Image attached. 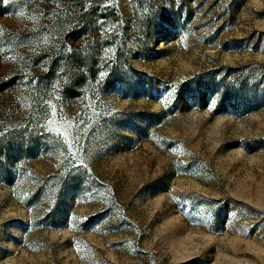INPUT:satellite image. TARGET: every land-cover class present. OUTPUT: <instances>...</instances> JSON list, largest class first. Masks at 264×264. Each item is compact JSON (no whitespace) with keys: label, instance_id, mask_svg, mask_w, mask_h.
I'll return each mask as SVG.
<instances>
[{"label":"rangeland","instance_id":"374dc122","mask_svg":"<svg viewBox=\"0 0 264 264\" xmlns=\"http://www.w3.org/2000/svg\"><path fill=\"white\" fill-rule=\"evenodd\" d=\"M0 40V264H264V0H0Z\"/></svg>","mask_w":264,"mask_h":264},{"label":"snow or ice","instance_id":"6c2138e0","mask_svg":"<svg viewBox=\"0 0 264 264\" xmlns=\"http://www.w3.org/2000/svg\"><path fill=\"white\" fill-rule=\"evenodd\" d=\"M52 2H55V0H52ZM71 10V9H69ZM147 10V9H145ZM51 35V30L47 31L44 33L45 38L49 37ZM13 39H18V38H13ZM23 44V41H21V46ZM5 46V42L3 40H0V48ZM53 87H56V85L54 84ZM50 107V111H48L49 106ZM39 107L42 109H45L46 111L44 112L45 116H54L57 113V108L54 104H51V101H45L43 99V97H41V101L39 104ZM91 107L95 108V105H91ZM61 113H62V109H61ZM106 114H110V113H106ZM86 115V113L84 114H78V117L74 120V121H70L68 122V130L71 131L73 124H75L76 126V132L73 135V144H70L68 146V148L66 149V154L64 152L61 153V155H64V159L69 160V163L72 164L73 167H78L77 164L72 163L73 161L76 160V151H74V148H78V150L83 151V144L81 143V141H85V140H91L94 139L98 136V134L101 132V127H97L95 130L91 131V134L89 135L88 132V121L84 119V116ZM102 113L100 111H96V118L97 120L101 117ZM61 120H63V116L61 115ZM56 121L53 119H48L47 120V124H53ZM83 125V126H81ZM59 142H65V141H59Z\"/></svg>","mask_w":264,"mask_h":264}]
</instances>
